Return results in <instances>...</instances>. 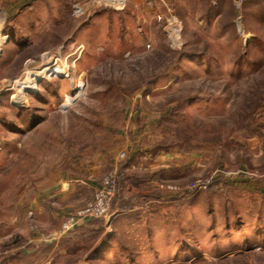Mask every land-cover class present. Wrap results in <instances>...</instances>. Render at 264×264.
<instances>
[{
  "label": "rangeland",
  "instance_id": "obj_1",
  "mask_svg": "<svg viewBox=\"0 0 264 264\" xmlns=\"http://www.w3.org/2000/svg\"><path fill=\"white\" fill-rule=\"evenodd\" d=\"M260 151L264 0H1L0 263L264 264V196L231 182ZM115 171L108 217L58 235Z\"/></svg>",
  "mask_w": 264,
  "mask_h": 264
},
{
  "label": "built area",
  "instance_id": "obj_2",
  "mask_svg": "<svg viewBox=\"0 0 264 264\" xmlns=\"http://www.w3.org/2000/svg\"><path fill=\"white\" fill-rule=\"evenodd\" d=\"M121 159L125 157L123 152L119 156ZM123 172H112L103 177L101 186L97 189L92 199L86 202L80 208L75 209L72 213L66 216L60 223L58 228V235H64L71 232L80 223L89 219H102L108 217L109 209L117 199V195L120 192V181L123 178ZM212 180H206L205 182H195L188 188L189 191L205 190L213 186ZM61 187L67 188L68 182H62ZM161 189L177 191L178 188L172 186H160ZM56 235V234H55ZM55 237V236H53ZM52 237V238H53ZM54 239V238H53Z\"/></svg>",
  "mask_w": 264,
  "mask_h": 264
},
{
  "label": "crops",
  "instance_id": "obj_3",
  "mask_svg": "<svg viewBox=\"0 0 264 264\" xmlns=\"http://www.w3.org/2000/svg\"><path fill=\"white\" fill-rule=\"evenodd\" d=\"M0 2H1V0H0ZM263 153L260 151L258 154H260L262 156ZM151 167H156V166H153V165L149 166L148 165V169L146 170L147 174H145V175H146V177L149 176V178H147L145 180H146V183L153 184V180L155 177H154V172L152 173V171H154V170ZM243 169H244V166H243ZM244 171L245 170L240 171L241 173L238 171L239 172L238 174L243 175L244 178L241 177V178H237L236 180L233 178V181H231L232 186H239V187H242L243 189H245L249 193H258V194L264 196V175L262 177H259L256 175L253 177H258V178L251 179L250 178L251 176L248 175V173L244 172ZM238 174H237V176H239ZM139 175H141V174H139ZM139 175L133 176L131 179L127 180L126 185H125V189H124V193H125L124 197L125 198H129V197L135 198V199H133V198L130 199L132 204H134V208L131 209L132 211H134L135 208L138 209L135 206H138L141 203V201H142L141 199L144 196H148V198L150 197V195H148V192L145 193L140 189L141 187H145V186H143V184H142L144 179H142V176L139 177ZM232 175H234V174H232ZM233 177H235V175ZM77 181L78 180H75V182H77ZM240 182H242V183H240ZM94 187H95V185L91 184V188H93L95 190L97 186L95 188ZM128 191H130V192H128ZM149 202L151 203L153 201H149ZM138 211H139V209L137 210V212ZM113 217H115V219H118V217H120V214L117 217H116V215ZM81 224L82 223H80L79 225H81Z\"/></svg>",
  "mask_w": 264,
  "mask_h": 264
},
{
  "label": "bare ground",
  "instance_id": "obj_4",
  "mask_svg": "<svg viewBox=\"0 0 264 264\" xmlns=\"http://www.w3.org/2000/svg\"><path fill=\"white\" fill-rule=\"evenodd\" d=\"M55 64H56V63H55ZM50 65H52V64H48V63H47V65H45L44 67H42L41 70H40L41 72L38 73V75L41 74V73H43V72H45V71L50 67ZM50 73H51V72H50ZM28 76H29V75H28ZM30 81H31V78L29 77L28 79L24 80L23 82L26 84V83H29ZM19 97H20L19 95H16V96L13 97V99H15V98H16V99H19ZM21 98H22V97H20V99H21ZM17 102L19 103L20 101L18 100Z\"/></svg>",
  "mask_w": 264,
  "mask_h": 264
},
{
  "label": "trees",
  "instance_id": "obj_5",
  "mask_svg": "<svg viewBox=\"0 0 264 264\" xmlns=\"http://www.w3.org/2000/svg\"><path fill=\"white\" fill-rule=\"evenodd\" d=\"M217 181V180H216ZM214 182H215V180H214ZM213 183V182H212ZM242 254H238V256L237 257H239V256H241ZM12 260H13V258H11ZM9 261H10V259L9 258H2V261H1V263L0 264H8L9 263Z\"/></svg>",
  "mask_w": 264,
  "mask_h": 264
}]
</instances>
